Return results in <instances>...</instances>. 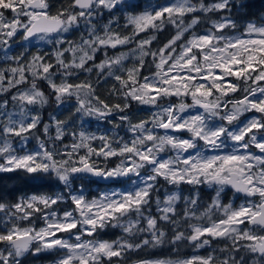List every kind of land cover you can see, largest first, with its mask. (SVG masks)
<instances>
[{
	"label": "snow or ice",
	"instance_id": "1",
	"mask_svg": "<svg viewBox=\"0 0 264 264\" xmlns=\"http://www.w3.org/2000/svg\"><path fill=\"white\" fill-rule=\"evenodd\" d=\"M50 8V0H0V46L16 64L6 70L11 79L0 71V94L17 89L0 101V174L22 173L26 184L52 193L8 203L0 195L6 225L0 230V264H24L29 254L60 250L63 254L53 264H124L126 253L166 243L213 251L134 264H264V7L254 11L252 0H171L155 6L145 0H71L55 14ZM105 12L111 18L100 27L97 18ZM117 13L130 34L114 30ZM214 14H219L216 19ZM202 21L211 26L198 32ZM81 24L86 32L78 42L65 36ZM166 25L175 34L153 50L154 32ZM149 29L153 33L136 39ZM18 33L24 41L52 43L55 37V45L61 46L53 53L55 63L41 54L27 64L8 57ZM133 44L128 52H105L106 58L95 63L97 52ZM131 58L136 63L127 67L124 62ZM146 63L154 65L152 75H142ZM94 69L98 77L106 72L118 82L112 93L122 96L123 103L101 99L89 79H70ZM38 81L46 82L50 93ZM237 92L242 95H231ZM171 97L179 103L165 106ZM50 98L57 107L74 98L71 107L82 123L119 113L131 139L69 133L68 122L55 116L43 123L37 109ZM131 101L157 111L150 120L133 122L126 113ZM249 112L259 115L241 121ZM40 129L48 141L36 134ZM66 136L72 138L70 145L63 143ZM30 137L38 142L36 150H25ZM12 138H18L19 149ZM95 139L102 142L99 149L91 144ZM93 155L119 157L120 162L100 168L90 162ZM92 178L122 188L88 198L83 181ZM161 180L174 189L163 197ZM182 185L192 186L187 196ZM202 186L215 193L210 203L201 201ZM229 192L243 195L246 202L222 203ZM34 219L43 220L44 227L36 228ZM107 228H119L124 235L111 241L94 238ZM58 233H68L74 242ZM213 241L224 243L213 248Z\"/></svg>",
	"mask_w": 264,
	"mask_h": 264
},
{
	"label": "rangeland",
	"instance_id": "2",
	"mask_svg": "<svg viewBox=\"0 0 264 264\" xmlns=\"http://www.w3.org/2000/svg\"><path fill=\"white\" fill-rule=\"evenodd\" d=\"M168 3H170V2H168ZM6 15L10 16L11 13L6 10ZM97 21H98L100 27H103V25L108 23V21L107 22H105V21L102 22L99 18H97ZM114 28H115V26H114ZM151 30L152 29H149L148 33H141L138 37H136V39L139 40L140 38L147 36L149 33H153V31H151ZM85 32H86L85 26L83 24H81V27L79 29H73L69 33L65 34V36L68 39L75 40V41L78 42L79 39H80V36L84 35ZM50 39L53 40L52 43H48L46 41H38L35 38H33L31 41H24L23 38H22V34L18 33L17 36L14 37L13 40L10 42L11 43V47L7 50L8 57H12V58L19 57L21 64H27L28 62L31 61L33 56L41 54V55H44L45 59H46V57H50L51 61L55 62V57H54L53 53L56 50H58V48L61 47V46L60 45H55V43H54V41L56 39L55 37H52ZM63 47H67V45L65 44V45H63ZM134 47H135L134 44L133 45L120 46V47L117 48L118 49L117 51H119V52H117L115 55L119 54L120 52H128L129 49L134 48ZM110 50H111V48L100 51L104 55L102 60L106 58L105 57V52H107L108 56H111V55L108 54V52ZM113 50H116V49H113ZM124 63H125V65L127 67H132L136 63V60H135V58H131L129 60H126ZM15 66H16V64L14 62V59L6 58L5 57V53H4V46H0V71H3L5 76L8 79H11L12 78L11 77V73L6 71V70L10 69L11 67H15ZM153 67H154V65H153ZM153 69L155 71V68H153ZM153 73L154 72H151L148 75H152ZM121 74H123V73H121ZM97 76H98L97 75V70L94 69L92 73L80 72L78 77L73 76L70 79L73 82H80V81H82L84 79H89L91 83L96 85V83L94 82V79ZM99 77H100L99 81H100V83L103 86L100 87V88L99 87L96 88V91H97L96 94L101 99H103L102 97L106 96L107 94H109L108 96L112 95V99H110V100L105 99V101L108 102L109 104L123 103L124 101H123V97L122 96L118 97V96H116L115 94L112 93L113 86L119 87L118 82L114 78L108 77L106 72H105V74L103 76H99ZM29 79H31V78L29 77ZM230 79H234V78H230ZM108 82L112 83V87L111 88L110 87H107V88L105 87V84L108 83ZM29 86L30 85H20L19 87L21 89H24V88H27ZM4 87H7V81L4 82ZM104 89H106V91ZM16 90H17L16 88H12L11 92H3L2 94H0V101L10 98L11 94L16 92ZM107 91H111V92L108 93ZM231 95L234 96V97H240L242 94L240 92H237V93L231 94ZM186 102L190 103L191 102L190 98L187 99ZM74 103H75V100L73 98L71 100H66V102L63 105H60L59 107H57V108H60L59 111L71 109L73 118L62 119L65 115H63L60 118L59 117L60 116L59 111L56 110L57 108L53 110V109H50L51 107H53V106H51V107H49L47 109V116H46V119L44 121L45 124L50 123L52 121V117L55 116L58 119L65 120V121L68 122L67 129H68L69 133H71L72 131H76L77 133H79V131H84V132H86V133H88L90 135H95L97 137H99L101 135H105V136H108L110 139L112 137H116L117 139L122 137L125 140H130L131 139V133L127 131L128 124L126 122H122V121L119 120V118H118V116L120 115L119 113H114L112 116L108 117L105 120H97L95 118H84L85 122L82 123L80 119H77V116L74 113V109H72V107H71V105H73ZM163 103H164L165 106H167V104H170V103L178 104L179 100L176 97H171V98L166 99ZM55 106H57L56 103H55ZM44 107H48V104L44 105L43 107H39L37 109L39 111L41 117L43 115L42 108H44ZM9 110H11V108ZM155 111H157V110L155 108H153L152 106L140 105L136 101H131V106L126 110V113L129 115L130 120H132L133 122H139V121L145 120V119L150 120L151 117H152V114ZM193 111H195V110H193ZM131 115H133V116H131ZM253 115H259V114L252 113V112L245 113L243 116L240 117V120L243 121L246 118L251 117ZM115 125H119V127H115ZM50 133H51L52 136L55 135L54 127L50 129ZM46 138L49 139V137H47V136H46ZM31 141H34V142H31ZM71 142H72L71 136H66L64 138L63 143H67V144L70 145ZM12 143L14 144V146L17 149L20 148V144L18 143V138H12ZM56 143H57V145L62 146L60 141H57ZM91 144H92V146L94 148L99 149L101 147L102 142L99 139H95V140L91 141ZM113 146H115V144ZM49 147H51L50 143H49ZM37 148H38L37 140L35 138H31L30 137L29 141L27 142V144L25 146V150L33 151V150H36ZM85 151L86 150L81 149L80 150V154H84ZM225 151H227V150H225ZM253 151H256V150L253 149ZM221 154H223V152ZM111 159L113 160V162L110 161ZM0 162H2V160H0ZM90 162H95V164L98 167H100V168H105V167L111 168V167H114L116 164H118L120 162V158L119 157H111V158L105 160V158L103 156L93 155L91 157ZM85 180L88 181V179H85ZM121 188H122L121 185L110 186L107 189H103L101 191H98L94 196L93 195L92 196H88L87 193L89 191L86 190L85 187H84L85 195L88 198H96V197H98L99 195H101L104 192H108V191H111L113 189L121 190ZM209 189L212 190L211 188H209ZM173 190L174 189H171L170 191H173ZM164 193H165V191H164ZM213 193H214V191H213ZM162 197H163V195H162ZM229 202H231L234 205L238 206L239 204L245 203L246 201L242 200V199L233 201V199H232V200L228 201L227 203H229ZM63 207H65V206L64 205L60 206V208H63ZM58 210H59V208H58ZM27 224H28V222L25 221V225H27ZM34 225H35L36 228L44 227V222L41 219H34ZM117 229H119V228H117ZM119 230H121V229H119ZM57 235L59 237H61V238L69 239L70 242H74V238L70 237L68 233H58ZM84 239H86V240L87 239H93V237H86L85 236ZM95 239H97V238H95ZM223 243L220 244L219 246H222ZM217 244L213 243V248H218L219 246H216ZM192 251H193V253H191L188 256L183 257L182 259L189 258V257L195 256V255H207L209 252L213 251V249L205 247V248L197 250V249L193 248ZM61 254H63V250H60L59 252H57V251L41 252L38 255H50L49 257H51L52 260L45 261V262H42V261L41 262H35L34 264H53V262ZM215 254L219 255V252H216ZM151 259L155 260L157 258H151ZM129 264H134V263H129Z\"/></svg>",
	"mask_w": 264,
	"mask_h": 264
},
{
	"label": "trees",
	"instance_id": "3",
	"mask_svg": "<svg viewBox=\"0 0 264 264\" xmlns=\"http://www.w3.org/2000/svg\"><path fill=\"white\" fill-rule=\"evenodd\" d=\"M150 2L152 5H157V4H165L168 2H171V0H145V3ZM193 2H195V0H193ZM207 3H211L212 0H206ZM252 2L256 5V8L253 9L254 11L264 7V0H252ZM71 3V0H50V4H51V8H50V12L52 14H55L59 9L61 8H67L69 6V4ZM219 14H214L212 15L213 19H216V17ZM102 22H109V19L111 18L110 15L105 12L104 15L102 17H98ZM113 19H118L119 21V26H115L114 30L119 31L123 34H130V28L129 29H125L123 27L124 24V19L123 16L120 13H117V16ZM187 19V18H186ZM205 25H207L208 27H210V22H206V21H202V23L200 25L197 26V28L195 29L198 32H203ZM113 26V27H114ZM153 31V30H151ZM176 29L171 26V25H166L163 31H158V32H154L155 36H156V40L153 41L152 44V48L153 50H156L158 47H161L163 44H165L174 34H175ZM238 34V33H237ZM187 36V34H186ZM118 49L113 50L111 49L108 54L113 56L115 55ZM103 54L99 51L98 53H96V59H95V63H100L102 61L103 58ZM49 60L52 63H55L53 61H51L50 57H46V60ZM150 59V58H149ZM93 62H89V66H91ZM153 65L146 63L145 68L142 70V75H148L151 72H154L153 69ZM100 77H96L94 79V82L96 83L97 87H102L103 85L99 82V84H97V80ZM38 87H40L46 94L50 93V89L48 88L46 82L44 81H38ZM105 87H112V83L108 82L105 84ZM106 91V89H104ZM97 92V91H96ZM108 93H110L111 91H107ZM109 94H107L106 96L102 97L103 100L105 99H112V95L108 96ZM53 106V107H51ZM51 107L50 109H56L57 106H55V102L54 99L50 98L49 99V103H48V107H44L42 108L43 111V115H42V122L45 123V119L47 116V109ZM71 108V107H70ZM56 110H60V108H57ZM55 110V111H56ZM60 114V118L65 115L62 119L65 118H73L72 115V111L71 109L69 110H62L59 111ZM133 116V115H131ZM106 123V122H105ZM36 134L40 136V138L42 140L48 141V138H46V136L43 135L42 133V129L36 131ZM34 142V141H31ZM111 162H113V160H110ZM23 174L22 173H4V174H0V195H3L4 199L3 202L8 203V202H12L15 200H19L22 197H30L31 195H51L52 193L48 190V189H36L33 186H30L28 184H26L23 179H22ZM160 196L162 197V195H164V191L165 192H169L171 189H173V186L171 185H167L165 184L164 181H160ZM107 184V185H106ZM118 185L116 182L113 181H108V183H101L100 181H98L97 179H91V180H84L83 181V186L85 187L86 190H88L89 192L87 193L88 196H94L98 191H101L103 189H107L110 186H115ZM184 190V195L187 196L191 187L189 185H182L181 186ZM200 197H201V201L204 204L210 203V200L212 197H214V193L213 190H210L208 187L206 186H202L200 188ZM236 201V200H245L243 199L241 196H237L231 192H229V194L227 196H222V203H227L228 201L232 200ZM256 201L258 200V198H254ZM244 202V201H243ZM155 206L153 205V210H154ZM183 208V202H180V204L178 205V210ZM155 214V211H154ZM5 219L4 213H0V230H3L6 225L3 222ZM25 224V222H23ZM170 227V226H169ZM124 234L122 233V230H119L117 228H107L104 229L102 231L98 232V235L94 238L97 239H104V240H116L119 237L123 236ZM169 235H171V233H169ZM214 244H217L216 246H219L220 244L223 243V241H213ZM193 248L191 245L187 244V243H181L179 246H175L172 245L170 243H166L160 247H156V248H144L141 249L140 251H134V252H128L125 254V259H124V264H129V263H134L137 260H141V259H151V258H157V259H171V260H178V259H182L185 256L190 255L191 253H193ZM50 255H36L33 256L31 254L27 255L26 258L24 259V264H34L35 262H45V261H50L52 260L51 257H49ZM114 260L116 258H113Z\"/></svg>",
	"mask_w": 264,
	"mask_h": 264
},
{
	"label": "water",
	"instance_id": "4",
	"mask_svg": "<svg viewBox=\"0 0 264 264\" xmlns=\"http://www.w3.org/2000/svg\"><path fill=\"white\" fill-rule=\"evenodd\" d=\"M93 179H97V180L100 181L101 183H108V181L100 180V179H98V178H93ZM239 196L244 197L243 195H239ZM251 199H252V198H251Z\"/></svg>",
	"mask_w": 264,
	"mask_h": 264
}]
</instances>
